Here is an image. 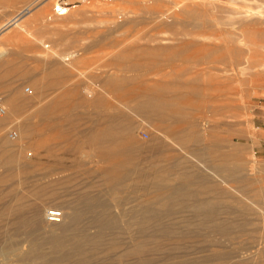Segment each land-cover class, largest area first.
I'll use <instances>...</instances> for the list:
<instances>
[{
	"label": "rangeland",
	"instance_id": "374dc122",
	"mask_svg": "<svg viewBox=\"0 0 264 264\" xmlns=\"http://www.w3.org/2000/svg\"><path fill=\"white\" fill-rule=\"evenodd\" d=\"M56 4L66 7L65 15L55 14ZM29 5L8 32L10 38L0 41V52L7 51L0 102L9 108V92L21 96L16 114L0 125V159H12L9 169L0 167V264H40L44 259L38 252L52 258L69 251L71 246L53 250L46 241L54 236L47 214L83 211L77 201L82 195L100 198L98 211L110 216L90 225L89 214L82 212L80 226L95 244L62 264L248 260L255 250L237 258L238 248L253 238L248 232L229 240L205 227L187 228L184 221L195 219L177 205L155 204L164 214L158 223L172 231L146 238L133 253L132 245L142 238L122 213L137 203L117 207L100 181L130 161L171 167L183 159L194 178L216 187L217 194H207L220 200L213 198L214 203L232 211L249 206L255 223L262 219L237 190L232 173L238 157L253 182L244 194L261 204L264 0H0V27ZM68 54L75 58L58 61ZM109 119L131 122L124 139L131 153L113 154L106 144L88 142V132L103 131ZM19 120L31 126L22 140ZM134 192L145 201L159 195L145 184L129 189ZM16 208L25 217L40 210L41 229L10 232L19 219L11 213ZM219 215L228 217L225 210ZM256 237L264 238V230ZM26 254L34 255L23 261Z\"/></svg>",
	"mask_w": 264,
	"mask_h": 264
},
{
	"label": "bare ground",
	"instance_id": "6f19581e",
	"mask_svg": "<svg viewBox=\"0 0 264 264\" xmlns=\"http://www.w3.org/2000/svg\"><path fill=\"white\" fill-rule=\"evenodd\" d=\"M25 9L26 11H29L31 6L29 5ZM262 12L264 13V11ZM20 19L21 17L15 18L0 27V41L5 40V38H10V36L7 35L8 32L12 26L19 25ZM6 52L5 49L0 52V81L7 75V71L4 69L5 65H7L5 59ZM73 58H75V54L64 55L59 58V60L56 59L59 62H68ZM20 97L21 96H18L13 92H9L6 99L9 108L6 109H9L10 111L9 113L6 111L5 115L0 116V125H7L10 117L9 115L16 114L17 108L21 107ZM17 123L21 133L19 140H22L25 132L29 131L31 126L21 123L20 120ZM130 123V121H124V123L121 124H114L113 120L110 121L109 119L108 125L103 131L90 130L87 134V140L92 145L106 144L108 150L113 152V154L131 153L132 149L127 147L124 141V139L131 134L132 124ZM181 149L183 150L182 146ZM236 161V167L234 169L236 172L233 171L232 173L236 174L234 177L232 176L234 178L232 180L239 184L240 189H237L238 191L247 193L249 192L248 186L253 182H251V179L245 175V163L238 157ZM11 163V158H5L2 156L0 167L9 169ZM175 169L176 173H172L171 170ZM222 171L225 172L224 170ZM194 176L195 173L187 169L185 161L183 159H178L171 167L167 164L141 167L140 164L130 161L127 164L118 166L112 175L106 174L101 178L100 182L102 186L107 189V193L112 196L117 207L130 203H137V205L132 207V210L129 213H122L124 216L128 217L126 224L135 230L138 236L137 238H142V242L132 245L131 251L133 253H138L139 249L147 244L146 238H149L150 236H156L159 232V234L164 235L172 231L169 226L158 223V218H161L164 214L156 209L155 204H160L162 208L177 205L189 209L190 214L187 215V217L195 219L184 221L187 228L193 226L197 227L199 230L202 227H205L208 231L215 232L221 236H226L229 240L236 239L246 232L253 237L246 247L238 248L237 258L242 254H248L252 250L256 251L249 256L248 260L239 259L233 261L231 259L219 257L217 258V264H264V238L256 237V234L264 230V189H258V191L261 190V192L258 193L263 194H259L260 199L262 198L261 204L254 203L242 193L244 200L251 201V205L256 207L258 216L262 217V219L255 223L253 219V215L255 214L253 211L254 208L249 206H238V211H232V206L220 204L221 202L214 203L213 198L216 197L211 198L210 196H207V194H217L218 190L216 187L206 179L201 177L194 178ZM191 177L194 178V180L190 181ZM141 184H145L152 192L159 193L158 196L153 198L152 201L154 202L143 200V195L140 196L137 192L129 193V189H135ZM77 201L84 204L82 208L83 211H73L69 214L68 212H63L61 213L62 219L59 224L51 222L47 223V227L54 236L51 235V238L46 241L50 243L53 250H61L65 246H71V248L60 256L52 258H47L44 253L38 252V255L43 256L44 259L40 264H62L65 260H69L70 256H78L77 253L82 252L87 244H95L92 238L89 235H86L85 229L80 226L82 212L89 214L90 220H88V223L90 225H95L96 223L99 224L105 216L109 217L110 214H100L98 210L100 207H103V202L98 197L88 198V196L82 195L78 197ZM217 201L220 200L217 199ZM223 210H225V214H227L228 217L220 219L219 212ZM40 212V210H35L30 216L25 217L22 208L13 209L11 213L19 219L12 221V230L10 232L14 234H26L40 230L43 226ZM259 224L262 225V227L259 226ZM194 232H196V230L190 232L185 231V235L190 236L193 235ZM38 246H40L39 242L37 248ZM33 255L34 254H26L22 260L25 261ZM258 258L260 260H258ZM252 259L254 261L250 262L249 260Z\"/></svg>",
	"mask_w": 264,
	"mask_h": 264
},
{
	"label": "built area",
	"instance_id": "2783aa9c",
	"mask_svg": "<svg viewBox=\"0 0 264 264\" xmlns=\"http://www.w3.org/2000/svg\"><path fill=\"white\" fill-rule=\"evenodd\" d=\"M24 11H26V9H24L21 12H19L18 15L16 16V18H18L19 16H21L24 13ZM54 12L58 16H63V15H65V13L67 11H66V7L64 5L58 4L57 6L54 7ZM5 114H6V108L0 102V116L5 115ZM11 136L12 137H17V132L16 131H12L11 132ZM0 162H1V159H0ZM61 213L62 212H60L58 210H51V211H49L48 214H47L48 220L51 221V222H58V221H60L61 218H62Z\"/></svg>",
	"mask_w": 264,
	"mask_h": 264
}]
</instances>
